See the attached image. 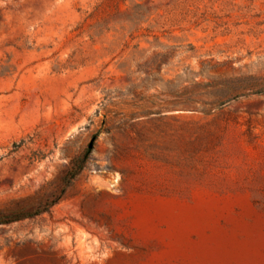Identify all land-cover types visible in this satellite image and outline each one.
Instances as JSON below:
<instances>
[{
    "label": "rangeland",
    "instance_id": "1",
    "mask_svg": "<svg viewBox=\"0 0 264 264\" xmlns=\"http://www.w3.org/2000/svg\"><path fill=\"white\" fill-rule=\"evenodd\" d=\"M0 264H264V0H0Z\"/></svg>",
    "mask_w": 264,
    "mask_h": 264
},
{
    "label": "trees",
    "instance_id": "2",
    "mask_svg": "<svg viewBox=\"0 0 264 264\" xmlns=\"http://www.w3.org/2000/svg\"><path fill=\"white\" fill-rule=\"evenodd\" d=\"M0 224H1V222H0Z\"/></svg>",
    "mask_w": 264,
    "mask_h": 264
}]
</instances>
